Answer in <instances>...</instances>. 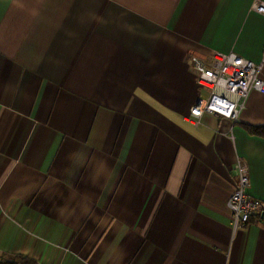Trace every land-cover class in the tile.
<instances>
[{
    "label": "crops",
    "instance_id": "crops-1",
    "mask_svg": "<svg viewBox=\"0 0 264 264\" xmlns=\"http://www.w3.org/2000/svg\"><path fill=\"white\" fill-rule=\"evenodd\" d=\"M258 1L0 0V264H264L228 208L237 159L264 201V94L196 125L186 63L259 62Z\"/></svg>",
    "mask_w": 264,
    "mask_h": 264
},
{
    "label": "built area",
    "instance_id": "built-area-1",
    "mask_svg": "<svg viewBox=\"0 0 264 264\" xmlns=\"http://www.w3.org/2000/svg\"><path fill=\"white\" fill-rule=\"evenodd\" d=\"M253 11L264 16V2L253 5ZM186 63L194 73L198 88L207 93L191 109V118L200 124L203 114L237 123L252 92L264 94V51L259 62L246 60L235 53L214 52L206 57L188 54ZM236 191L228 201L233 232L247 227L264 214V201L252 197L250 169L242 159L236 161Z\"/></svg>",
    "mask_w": 264,
    "mask_h": 264
},
{
    "label": "trees",
    "instance_id": "trees-1",
    "mask_svg": "<svg viewBox=\"0 0 264 264\" xmlns=\"http://www.w3.org/2000/svg\"><path fill=\"white\" fill-rule=\"evenodd\" d=\"M246 128L252 134L264 137V128H252V127H246ZM13 264H36V262L29 260L27 258L16 257L13 259Z\"/></svg>",
    "mask_w": 264,
    "mask_h": 264
}]
</instances>
